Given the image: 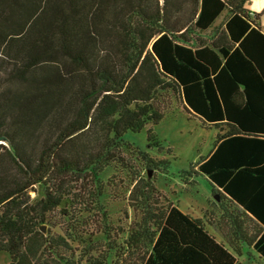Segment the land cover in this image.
<instances>
[{
    "label": "trees",
    "instance_id": "obj_1",
    "mask_svg": "<svg viewBox=\"0 0 264 264\" xmlns=\"http://www.w3.org/2000/svg\"><path fill=\"white\" fill-rule=\"evenodd\" d=\"M249 2L0 0V252L10 264H81L71 241L87 243L84 257L97 249L79 235V215L108 220L102 176L131 170L126 135L165 118L164 91L218 130L210 153L182 173L217 188L237 239L264 260V31ZM147 141L164 149L152 128ZM136 156L150 171L168 169ZM132 182L142 218L121 244L105 245L114 264H236L201 220L177 205L155 210L156 189Z\"/></svg>",
    "mask_w": 264,
    "mask_h": 264
},
{
    "label": "rangeland",
    "instance_id": "obj_2",
    "mask_svg": "<svg viewBox=\"0 0 264 264\" xmlns=\"http://www.w3.org/2000/svg\"><path fill=\"white\" fill-rule=\"evenodd\" d=\"M248 8L252 13L261 15L260 25L264 31V0H250ZM226 18L225 12L217 20L213 29L202 33L201 36L206 38L212 35L217 28H221ZM157 104L165 118L157 125H147L145 130L139 134L128 133L126 135L125 140L135 148L133 152L127 150L124 153L131 170L115 165L113 168L106 169L102 176V181L106 185V194L103 196L102 203L108 220H104L100 215L93 223L94 211L83 212L79 215L80 223L76 225V228L81 230L79 235L96 243L97 248L84 257L81 254L88 246L87 243L71 241L73 248H76L75 258L79 259L83 256L81 264H114L115 250H107L105 245L107 243L110 246L121 244L129 228L137 226L141 221L140 207H136L137 205L132 207L135 203L129 200V190L133 187L134 178L142 179V186L149 183L150 187L153 186L156 189L155 193H151L154 195L152 201L157 202L154 206L155 210H165L168 206L177 205L182 213L201 220L205 229L218 243L228 245L227 238L236 237L237 228L222 212L221 202L214 194L217 188L202 176L191 178L182 173L189 170L191 165L197 164L201 157H206L210 153L218 130L185 111L181 99L170 91L161 92ZM150 128L162 142L164 147L162 151L148 147L147 130ZM136 149L149 154L156 162H169L168 169L164 171L160 166L158 170L150 171L145 163L136 160ZM35 196L36 194L32 192V197ZM57 220L62 223L59 217ZM51 230L53 233L62 234L59 227ZM104 232H109L111 239H106L108 235ZM241 245L245 249L242 264H264V260L251 251L248 245L245 243ZM250 253L253 257H250ZM125 257L126 255L123 256ZM0 264H10V257L7 253L0 252Z\"/></svg>",
    "mask_w": 264,
    "mask_h": 264
},
{
    "label": "crops",
    "instance_id": "obj_3",
    "mask_svg": "<svg viewBox=\"0 0 264 264\" xmlns=\"http://www.w3.org/2000/svg\"><path fill=\"white\" fill-rule=\"evenodd\" d=\"M218 197V196H216ZM219 198V197H218ZM220 201V199L218 200ZM221 202V201H220ZM221 204V203H220ZM222 207V206H221ZM229 209V212L231 213L232 211H234V214H235V217H237V221L239 222V224H241L242 221H245V215L242 213V209L238 208V207H232V208H228ZM222 212L225 213V209L222 207ZM228 216V215H227ZM199 220V219H198ZM230 221L231 223H233L234 227H236V225L234 224L233 222V217L230 218ZM237 230V229H236ZM210 234V233H209ZM237 235V234H236ZM224 236L226 237V235L224 234ZM227 238V237H226ZM228 239V245L224 244V243H220V244H223L225 246L226 249H228L229 252H231L237 259V262L236 264H242L241 260H242V257L244 255V252H245V249L244 247L241 245V244H244L243 241H239L237 239V236L234 237V238H227ZM234 247L237 248L238 250H240V254L242 255H239L237 254L235 251H234ZM251 251H253L257 256L258 254L253 250V248L249 247ZM250 257H253L252 253H250ZM259 257V256H258Z\"/></svg>",
    "mask_w": 264,
    "mask_h": 264
},
{
    "label": "water",
    "instance_id": "obj_4",
    "mask_svg": "<svg viewBox=\"0 0 264 264\" xmlns=\"http://www.w3.org/2000/svg\"><path fill=\"white\" fill-rule=\"evenodd\" d=\"M216 199L219 200L218 197H216ZM41 231H42L43 233H45V232H46V227H45V226L41 227Z\"/></svg>",
    "mask_w": 264,
    "mask_h": 264
}]
</instances>
